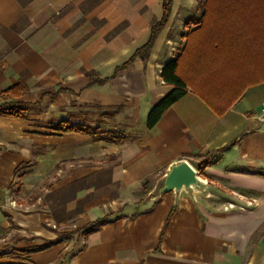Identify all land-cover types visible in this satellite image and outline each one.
<instances>
[{"label": "crops", "instance_id": "obj_1", "mask_svg": "<svg viewBox=\"0 0 264 264\" xmlns=\"http://www.w3.org/2000/svg\"><path fill=\"white\" fill-rule=\"evenodd\" d=\"M199 2L172 0L146 60L119 68L148 40L162 0L92 7L90 0H0V92L24 86L18 96H0V104L26 108L24 117L0 115L1 264H264V0L237 3L253 9L225 19L236 24L216 32L206 69L189 76L187 92L146 127L149 109L172 89L160 70L196 27ZM97 20L108 25L98 28ZM199 82L231 102L223 113L195 91ZM38 105L44 112L32 109ZM61 121L84 130H56ZM94 131L121 137L94 139ZM182 160L196 170L197 184L159 192ZM82 162L90 164L75 168ZM55 167L48 191L62 193L84 177L89 185L72 188V197L49 211L15 206V191L30 190ZM153 177L148 198L136 201ZM250 199L256 203L246 206ZM51 223L77 225L83 246L67 255Z\"/></svg>", "mask_w": 264, "mask_h": 264}, {"label": "trees", "instance_id": "obj_2", "mask_svg": "<svg viewBox=\"0 0 264 264\" xmlns=\"http://www.w3.org/2000/svg\"><path fill=\"white\" fill-rule=\"evenodd\" d=\"M99 1L100 0H90V7H92L91 2L98 3ZM243 1L244 0H200L198 6L202 10V13L199 19L195 22L196 27L186 33V41L180 51V54L176 58L166 61L160 70L161 79L165 83L171 85L172 89L149 109L146 115L147 128L152 127L160 119L164 111L173 102L181 98L187 92L188 82L190 81L189 76L197 75L199 77L203 69H206V63L203 60L208 44L216 48L219 43L216 32L221 30L224 26L236 24L232 23L234 21L227 23L225 19L233 16H242L248 14L251 9H253L249 5L237 4ZM171 3L172 0H162V17L159 21L154 22L151 25V31L148 40L142 46L138 47L128 58V60L119 66V68L127 66L135 57H140L142 60H146L156 35L167 22L171 11ZM70 7L71 5H68L65 10L70 9ZM99 23L100 25L98 28L108 25V23L104 24L103 21ZM111 25L115 28L123 24L113 23ZM99 39L100 41L98 43H94L96 46H99L106 41L104 36ZM200 84L201 83L199 82L194 88L195 91L207 102V104L212 109H214L216 113H223L231 102L220 101L222 97L218 96V92L216 90L212 91V95L211 91L209 90L207 92L205 87L201 90ZM23 91L24 86L20 83H17L5 90H2L0 92V96L2 98L18 96L22 94ZM25 112L26 108L20 102L11 101L0 104V115L24 117ZM55 129L60 131L79 129L83 131L84 127L82 125L79 127L68 125L61 121L55 126ZM91 134L94 139H106L113 142H117L121 137L116 131H94L91 132ZM84 179L85 177L70 183L66 188H64L66 191L63 192L62 189V193L61 191L51 192L50 195L54 196L53 198L54 202L56 203L55 205L61 201L64 202L69 200L72 197L73 189L75 187H83L84 185L88 186L89 183L85 182ZM145 181H147V179ZM52 211L53 217L57 219L59 214L55 210ZM103 222L104 218H100L88 224L86 227L87 229L92 228ZM51 243L52 242H49V244ZM49 244L41 246L39 249L47 247Z\"/></svg>", "mask_w": 264, "mask_h": 264}, {"label": "rangeland", "instance_id": "obj_3", "mask_svg": "<svg viewBox=\"0 0 264 264\" xmlns=\"http://www.w3.org/2000/svg\"><path fill=\"white\" fill-rule=\"evenodd\" d=\"M99 22L100 21L97 20V22L94 25L98 27L100 25ZM99 41L100 39H98L96 43H98ZM181 45H182L181 42H178L177 44H175L174 45L175 51H177L181 47ZM41 108L44 109V106L42 107L41 105H38V106L32 107L34 111L44 112V110ZM81 164L82 165L78 167L76 163L75 168L83 169V167L86 164H90V162H82ZM108 166H110V163ZM71 168L73 167H66L65 172L66 170L71 169ZM57 172H58L57 167H55L53 170L48 172L40 182H36L33 185V187H31L30 190L24 191V192H21L22 191L21 190L19 193L15 191L12 195L13 199H15V201L19 200L21 202V205H18L19 202L17 203L15 202V206H19V208L29 210V211H38L41 209H46L49 211L52 208L50 204L53 205V208H56L57 205H55L56 203L54 202V198H53L54 196H51L50 195L51 191H48V190H50V186L53 184L54 180L57 178L58 176ZM62 174L63 172H61V175ZM159 184H157V186ZM154 185H155L154 177L148 183L143 184V186L141 185L138 191L139 197L137 198L136 201L141 202V201L146 200L148 198L147 190L150 189ZM18 189H20V187ZM113 190L114 189L112 188V192ZM130 201H131L130 199H126V201L124 202V206L129 205ZM42 203H44V205ZM129 212L134 214L136 213V210L132 209ZM51 224H52V229L55 228L54 230L59 240L65 243V251L67 255H69L73 251L79 250L83 246L82 245L84 244L83 243L84 240L82 238L84 236V234L82 233L83 230L82 231L79 230V227L77 225L73 223H68L65 226H62V225L59 226L53 223ZM57 230H59L58 233H57ZM53 264H58V263L55 262Z\"/></svg>", "mask_w": 264, "mask_h": 264}, {"label": "water", "instance_id": "obj_4", "mask_svg": "<svg viewBox=\"0 0 264 264\" xmlns=\"http://www.w3.org/2000/svg\"><path fill=\"white\" fill-rule=\"evenodd\" d=\"M196 173V170L186 160L171 165L164 176L159 192L178 191L182 188L189 189L197 184L198 176Z\"/></svg>", "mask_w": 264, "mask_h": 264}, {"label": "built area", "instance_id": "obj_5", "mask_svg": "<svg viewBox=\"0 0 264 264\" xmlns=\"http://www.w3.org/2000/svg\"><path fill=\"white\" fill-rule=\"evenodd\" d=\"M259 111H260V114L262 116H264V100H262L261 104H260V108H259ZM192 188V186H191ZM256 203L255 199H250V200H247L246 202V206H252ZM234 204L232 202H228L227 203V207H233ZM246 206H238V209L240 210H245L246 209Z\"/></svg>", "mask_w": 264, "mask_h": 264}]
</instances>
